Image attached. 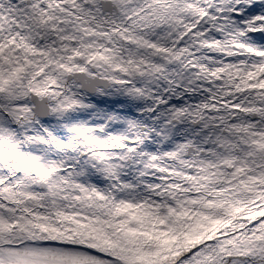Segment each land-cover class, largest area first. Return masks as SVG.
<instances>
[{
	"label": "snow or ice",
	"instance_id": "obj_1",
	"mask_svg": "<svg viewBox=\"0 0 264 264\" xmlns=\"http://www.w3.org/2000/svg\"><path fill=\"white\" fill-rule=\"evenodd\" d=\"M0 264H264V0H0Z\"/></svg>",
	"mask_w": 264,
	"mask_h": 264
}]
</instances>
